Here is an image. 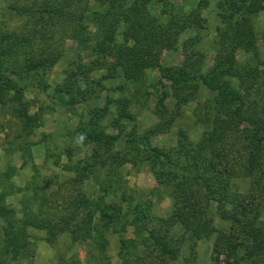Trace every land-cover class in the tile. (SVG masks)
I'll list each match as a JSON object with an SVG mask.
<instances>
[{
  "label": "trees",
  "instance_id": "trees-1",
  "mask_svg": "<svg viewBox=\"0 0 264 264\" xmlns=\"http://www.w3.org/2000/svg\"><path fill=\"white\" fill-rule=\"evenodd\" d=\"M152 1L157 5V11L151 8ZM209 2L198 0L194 6L183 10H175L172 0H33L30 4L14 0L10 4L16 14L33 17L34 26L28 32L0 31V114L11 105L26 133L37 126V115L28 109L25 88L31 79L39 83V71L58 59L57 55H47L44 47L35 42L38 25H54L61 18L67 19L73 25V35L79 40H87L90 36L84 19L89 11L100 32L93 50L96 55L112 59L109 67H120L124 79L130 82L142 80L149 68L159 69L158 81L162 88L157 95L158 114L164 115L165 112L164 101L169 94L165 89L166 83L170 84V94L176 97L177 104L192 97L199 84L213 93L202 104L208 127L197 140L185 136L181 145L169 149L152 144L151 137L169 127L167 120L166 124H155L141 133L134 127L125 138L129 142L128 151L147 162L158 183L170 187L173 209L169 216L152 215L147 210V203L134 200L135 197L120 186V176L114 163L120 165L126 157L121 150H112L120 132H107L101 122L111 101L106 98L104 105L88 109L87 126L79 131L82 143L95 144L80 166L79 173L80 177L88 176L97 167H107L106 181L98 188L102 191L99 198L104 199L108 193H119L122 199L129 202L126 209L115 206L113 202L103 201L100 205L97 199L80 194L69 215L60 213L49 217L34 215L27 210L19 218L22 226L46 229V239L50 242L61 233L58 231L65 230L69 231L73 240L91 238L98 243V256L103 264L109 262L103 252L106 240L102 230L120 223L122 219H125L121 223L122 228L129 221L137 235L150 240L161 253L172 257L176 255V248L166 230L176 222L199 237L216 231L211 253L213 264H237L230 259H237L239 251L250 254L261 248L264 250L261 232H254L252 226L243 229L241 234H238L240 228L226 232L212 223L210 210L211 200H216L222 218L236 217L235 213L231 214L228 208L223 207L230 202L227 184L236 173L223 146L228 131L240 130L241 124L246 121L245 136L249 149L241 165L242 173L251 175L257 168L264 167V117L254 111L248 112L244 106L245 93L260 71L257 64H251L247 58L240 60L237 55L238 51H242L246 56L257 46L254 17L263 8L264 0H215L218 19L211 64H204L205 55L198 46L202 39L199 32L181 41L183 58L180 63L162 65L161 62L164 50L174 48L185 31L191 28L199 31L207 27L203 9ZM77 6L79 9H75ZM119 26H122L119 31L121 39L116 37ZM75 74V71L67 72L62 83L54 87L55 91L66 94L75 92L68 99L70 104L80 101L76 99L77 95L83 99L86 94L85 88L75 83ZM47 86L48 83L42 82L43 88ZM123 110L121 107L114 123H119L122 117L134 119V115ZM115 185L117 188H114ZM80 206L87 210L84 216L77 218ZM95 209L100 211L99 219L95 218ZM14 212V207L5 202V192L0 191V216L6 217L10 225V229L4 228L5 250L12 252L13 257L18 254V248L24 246L23 232L12 227ZM101 218L103 221L99 222ZM121 243L128 247L125 239ZM224 252L225 258L219 259V254Z\"/></svg>",
  "mask_w": 264,
  "mask_h": 264
},
{
  "label": "rangeland",
  "instance_id": "rangeland-1",
  "mask_svg": "<svg viewBox=\"0 0 264 264\" xmlns=\"http://www.w3.org/2000/svg\"><path fill=\"white\" fill-rule=\"evenodd\" d=\"M32 1L19 0L20 3L28 4ZM197 1L172 0L175 10L188 9ZM13 2L0 0V31L28 32L34 26V18L16 14L9 7ZM151 8L154 11L158 8L153 1ZM75 9H79V6ZM203 14L207 19V27L199 31L196 28L185 31L174 48L164 50L162 65L180 63L183 58L181 41L195 32L202 36L198 46L204 52V64L212 63L218 19L215 0H210ZM84 21L90 36L87 40H79L73 35V25L67 19L61 18L54 25L44 23L37 27L35 42L44 47L47 55H57L58 59L45 70L39 71V83L31 79L25 88L28 109L37 115V126L32 132L26 133L21 128L11 105L6 106V111L0 114V191L5 192L6 204L15 209L11 219L13 229L24 235V246L19 247L18 254L13 257L12 252L5 250L4 242V228L10 229V225L6 217L0 216V264H103L102 258L98 256L97 241L91 238L73 240L69 231L65 230L58 231L61 233L50 242L46 239V229L22 226L19 222L27 210L34 215L49 217L60 213L69 215L80 194L97 199L100 205L103 201L113 202L115 206L126 209L129 202L122 199L119 193H108L104 199L99 198L102 191L98 188L106 181L107 167H97L93 174L80 177V166L95 146L93 142L80 141L79 131L87 126L88 109L104 105L106 98L111 100L101 122L107 132H120L118 141L112 146V150H121V154L126 157V161L120 165L114 163L120 176V186L131 193L134 200L147 203L148 212L159 217L172 213L170 187L158 183L147 162L128 151L129 142L125 140L127 133L134 127L141 133L167 120L169 127L153 135L151 141L152 144L169 149L181 145L185 136L197 140L208 127L202 104L213 93L206 86L199 84L192 97L177 104L176 97L170 94V84L166 83L165 89L169 94L164 101L165 112L164 115L158 114L157 95L162 88L158 81L159 69H147L144 78L138 82L126 81L120 67H109L112 63L110 57L96 55L93 50L100 32L90 11ZM121 28L118 27L117 39H121ZM254 28L258 36L256 48L246 56L242 51H238L237 55L240 60L247 58L251 64L258 65L260 73L245 93L244 106L248 112L254 111L264 117V6L254 17ZM70 71H75V83L86 91L83 99L77 95L76 99L80 101L74 104L68 102L74 91L66 94L54 90ZM42 82L48 83V86L43 88ZM121 107L123 112L134 115V119L122 117L119 123H114ZM247 125L244 121L240 130L228 131L223 141L236 172L227 184L230 202L223 204V207L228 208L231 214L235 213L236 217L222 218L216 200H211L210 210L212 223L217 228L226 232L240 228L238 234H241L244 233L243 229L252 226L254 232H261L264 238V167L257 168L251 175H245L241 169L249 149L245 136ZM86 210V207L80 206L77 218L84 216ZM99 215L100 211L95 209V218L99 219ZM124 220L102 230L106 240L103 252L109 264H213L211 253L216 231L199 237L180 222L174 223L166 230L176 248V255L172 257L161 253L150 240L137 235L134 225L129 221H125V228H122ZM102 221L101 218L99 222ZM122 239L127 241L128 247L121 243ZM243 251H239L237 259L231 258L230 262L264 264L262 248L250 254ZM225 256V252L221 253L219 259Z\"/></svg>",
  "mask_w": 264,
  "mask_h": 264
}]
</instances>
